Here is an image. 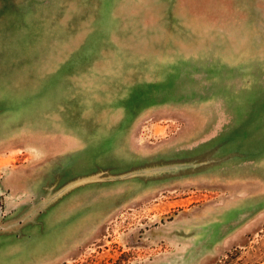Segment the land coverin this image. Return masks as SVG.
<instances>
[{
    "label": "rangeland",
    "instance_id": "rangeland-1",
    "mask_svg": "<svg viewBox=\"0 0 264 264\" xmlns=\"http://www.w3.org/2000/svg\"><path fill=\"white\" fill-rule=\"evenodd\" d=\"M8 244L264 264V0H0V264Z\"/></svg>",
    "mask_w": 264,
    "mask_h": 264
},
{
    "label": "crops",
    "instance_id": "crops-1",
    "mask_svg": "<svg viewBox=\"0 0 264 264\" xmlns=\"http://www.w3.org/2000/svg\"><path fill=\"white\" fill-rule=\"evenodd\" d=\"M8 247H9V253L10 254H13V255H10V256H8V259H7V261H8V264H16V262H17V260L20 258H18V257H16V253H15V246H13V249H12V246H10L9 244H8ZM23 253H25V252H23ZM35 259V260H34ZM38 259V257L36 258H32V259H30L29 260V264H31V263H35L34 261H36ZM34 260V261H33ZM32 261V262H31Z\"/></svg>",
    "mask_w": 264,
    "mask_h": 264
}]
</instances>
